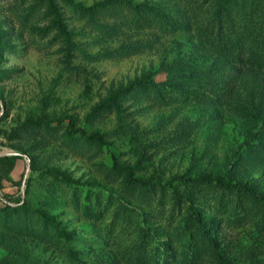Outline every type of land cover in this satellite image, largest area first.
I'll return each mask as SVG.
<instances>
[{"label":"rangeland","instance_id":"1","mask_svg":"<svg viewBox=\"0 0 264 264\" xmlns=\"http://www.w3.org/2000/svg\"><path fill=\"white\" fill-rule=\"evenodd\" d=\"M162 262L264 264V0H0V264Z\"/></svg>","mask_w":264,"mask_h":264},{"label":"trees","instance_id":"2","mask_svg":"<svg viewBox=\"0 0 264 264\" xmlns=\"http://www.w3.org/2000/svg\"><path fill=\"white\" fill-rule=\"evenodd\" d=\"M234 52V57L235 58H239L241 57L242 53H243V49L239 46H237V48H235V50H233ZM251 58H253L255 61H257L258 63H261L262 57L257 54L256 52H254L253 54L250 55ZM258 57V58H256ZM263 61V60H262ZM77 133H80L84 136H88L87 132L83 129H77L76 130ZM12 158L15 157H11V156H6L4 157V159L6 160H10ZM181 181H183L184 183H199V184H207V185H211L212 187H216L219 188L220 190L225 191H232V190H248V188L244 185L241 184H234L233 182H225L223 180L220 179H214L211 177H201V178H181ZM132 183H136V184H140V185H145L144 181L137 179V180H132ZM166 187H168L167 185H165ZM3 203L5 204V211L9 212V213H19V210L23 209V205H18V204H12V202L8 201V200H4L3 199ZM152 256V255H151ZM162 264H165L164 262H162Z\"/></svg>","mask_w":264,"mask_h":264}]
</instances>
